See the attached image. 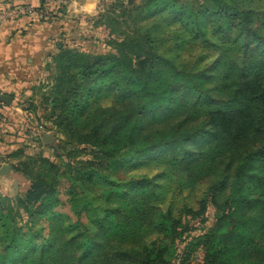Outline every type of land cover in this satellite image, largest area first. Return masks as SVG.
<instances>
[{
    "label": "trees",
    "instance_id": "16d2710c",
    "mask_svg": "<svg viewBox=\"0 0 264 264\" xmlns=\"http://www.w3.org/2000/svg\"><path fill=\"white\" fill-rule=\"evenodd\" d=\"M262 1L121 0L118 15H100L108 28L122 22L109 28L121 37L109 40L114 53L58 47L39 98L47 129L64 143L56 161L11 155L29 186L8 200L0 264H189L199 244L202 264H264ZM124 166L123 179L112 174ZM62 181L75 215L88 214L86 243L88 229L51 212ZM209 207L219 214L207 226ZM21 214L28 227L45 215L61 233L43 239L27 229L22 246L19 227L10 231ZM190 223L202 233L191 241Z\"/></svg>",
    "mask_w": 264,
    "mask_h": 264
},
{
    "label": "rangeland",
    "instance_id": "374dc122",
    "mask_svg": "<svg viewBox=\"0 0 264 264\" xmlns=\"http://www.w3.org/2000/svg\"><path fill=\"white\" fill-rule=\"evenodd\" d=\"M62 1V0H58ZM97 4V8L95 9V13L90 11V13L86 12H81L78 14H71L72 12L67 14V18L63 19V25L60 27L62 30V36L60 40L56 43L57 47H62L63 49L66 50H72L78 53L82 54H93V55H105L108 53H114L113 49H111V46L109 45V40L111 39H116L120 40L121 37L117 32H112L110 31L111 29L109 28H117L118 26H121L120 19H118V25L116 22H111V26L106 27V25L100 23V15L101 14H106L112 15H118L119 13V7L116 4L117 1L121 0H94ZM141 0H135V3L139 4ZM79 5V3L77 4ZM259 10L262 8L264 9V0L262 2H259ZM114 9V10H113ZM61 8H58V11H60ZM113 10V11H112ZM110 19H114L112 17ZM123 18V17H121ZM59 29V28H58ZM65 30V31H64ZM264 35V32L262 33ZM58 53L55 51V55ZM53 54V55H54ZM54 57V56H53ZM48 71L47 74L45 75H40L39 79L36 82H33V84L30 85L29 92L30 93H9L13 97V102L15 105L18 106L20 109V115L22 113L21 118L25 119L23 120V124L27 123V127H23L20 129V131L23 134H27L29 137H34V140L30 141L26 140L25 147H23V144H21L20 147L17 149H21L25 155L32 156L36 155L39 153L43 154V157H46L52 161L55 160V154H54V149L56 146H60L64 143V138L61 135H58L57 133H54L52 130L47 129L48 125L44 123V116L47 115V111L45 110V104L42 103L41 98H39L40 92H41V87L40 85L44 84L49 85L52 84V77H53V72H54V64L52 62L48 63ZM173 77L170 76L168 79H172ZM42 90H45L42 86ZM139 90V89H138ZM137 90V91H138ZM154 93H162L161 89H156L154 90ZM105 93H110V92H105ZM165 96H168V93L162 94V97L165 101ZM169 98V96H168ZM111 101V100H108ZM142 104V101L141 103ZM29 105L31 106V110L28 109ZM27 108V111L25 112L24 110ZM20 115H18L20 117ZM28 121V122H27ZM30 123V124H29ZM22 124V125H23ZM161 124V123H160ZM155 125V124H154ZM29 131H24L26 130ZM36 139V141H35ZM40 139H42V142H39ZM45 140V141H43ZM11 163H15L11 162ZM11 172L9 174L0 177V227L3 225L5 226L6 224L9 223V220L11 218V215L9 217V211L8 208L10 207V203L8 202L9 199H14L17 195L24 193V191L28 188L29 184L24 178H22L20 175L16 174L13 172L11 166H10ZM126 166L115 170L112 172L113 175H116L117 178L123 179L126 171ZM154 175V174H153ZM6 177V178H5ZM68 184L65 181H62L60 183V186L58 188V204L51 209V212L55 214H61L66 216L67 218L70 219L71 223L74 225H77L79 230L84 232V229H88V214L86 212H80L82 210L81 208H78V215H75V212L73 211V206L71 203L68 201L69 198L66 196V190H67ZM97 193L95 198L99 196V202H102V194H104V191H108V187L105 186L102 189H96ZM230 191L227 190L225 194H223V197H227ZM92 196H90V199ZM81 207V206H80ZM217 211H215L212 207H209L208 212L206 214L207 217V226H210L215 217L218 215ZM98 215V213H97ZM21 220L14 219L16 224L10 223V231L12 235H16L17 232L12 231L13 228L19 227V236H24L25 242H21V245L24 246L26 242L30 241L27 237L28 232L27 229L32 232V235H37L39 232V229L43 230L41 232V238L46 239V238H52L55 233L57 232L60 234V223L57 221H53L56 224H49L48 222L44 221L45 220V215H41L40 217H33V221H31V228L29 229L28 226H26V221L27 216L24 214H21ZM12 219V218H11ZM59 221V220H58ZM187 224V222H185ZM188 225V224H187ZM190 227H193V231H190L188 234H186L185 238L186 240H190L192 238L196 239L200 237L202 234L200 232V225L190 223ZM1 228H0V239L3 237L1 233ZM94 233V231L90 228L88 229V232L85 234V242L88 240V235L90 233ZM39 237V239H41ZM99 240L100 237L95 238L93 240L95 247L99 246ZM21 241V240H19ZM101 242V241H100ZM195 242H198L195 240ZM84 247V244L78 249V252H82ZM174 248L177 250L178 253H180L181 249L183 248L182 246H179L178 242H175ZM51 250H55V248L51 247ZM40 251V250H38ZM51 251V252H52ZM5 252L4 245H1L0 243V254ZM203 254H204V248L202 244H199L197 248L194 249L193 252H191V256L188 259L189 264H202L203 263Z\"/></svg>",
    "mask_w": 264,
    "mask_h": 264
},
{
    "label": "crops",
    "instance_id": "0c3cea01",
    "mask_svg": "<svg viewBox=\"0 0 264 264\" xmlns=\"http://www.w3.org/2000/svg\"><path fill=\"white\" fill-rule=\"evenodd\" d=\"M39 3V0H0V10L23 4L37 8ZM96 4L94 0H51L49 7L56 8L50 22L21 15L15 20L0 23V95L6 94L12 98L10 105L0 103V167L3 164L10 166L14 162L11 155L23 142L25 146V141L30 140L26 133L20 131L28 124H23L25 117L21 118L22 113L20 115V109L9 93H30V85L40 75L47 74L48 63L55 55L58 49L56 43L63 33L60 29L63 19L70 12L90 13L93 10L95 13ZM58 8L61 10L58 11ZM21 110L26 112L27 108ZM10 172L11 169L7 174Z\"/></svg>",
    "mask_w": 264,
    "mask_h": 264
},
{
    "label": "built area",
    "instance_id": "2783aa9c",
    "mask_svg": "<svg viewBox=\"0 0 264 264\" xmlns=\"http://www.w3.org/2000/svg\"><path fill=\"white\" fill-rule=\"evenodd\" d=\"M50 2L51 0H45L44 5L42 7L39 6L37 8L22 5H16L14 7L9 6L6 9L0 10V23L8 20H15L21 15L34 16L35 19L44 17L45 20H48L53 16L52 10L56 8L51 6L49 7Z\"/></svg>",
    "mask_w": 264,
    "mask_h": 264
},
{
    "label": "water",
    "instance_id": "95a60500",
    "mask_svg": "<svg viewBox=\"0 0 264 264\" xmlns=\"http://www.w3.org/2000/svg\"><path fill=\"white\" fill-rule=\"evenodd\" d=\"M12 102V98L6 94H2L0 95V103H3L5 105H10ZM45 141V140H43ZM10 170V166L7 165V164H3L1 167H0V175L3 176L5 175L6 173H8V171Z\"/></svg>",
    "mask_w": 264,
    "mask_h": 264
}]
</instances>
